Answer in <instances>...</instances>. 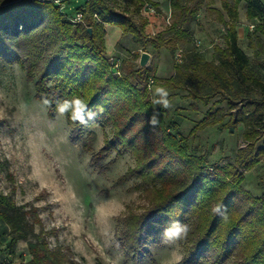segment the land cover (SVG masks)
Here are the masks:
<instances>
[{
    "label": "trees",
    "instance_id": "16d2710c",
    "mask_svg": "<svg viewBox=\"0 0 264 264\" xmlns=\"http://www.w3.org/2000/svg\"><path fill=\"white\" fill-rule=\"evenodd\" d=\"M58 1L62 7L53 0H0V61L17 64L26 79L34 82L35 96L47 101L50 117L58 103L77 98L96 113L94 119H87L85 113L87 123L64 114L70 138L77 140L91 127L111 129L99 149L94 150L91 139L82 144L95 172L105 174L124 152L136 159L135 167L118 176L113 185L119 187L135 178L138 182L131 190L141 191L145 203L138 212L126 208L116 219L117 247L133 259L140 255L150 259L148 243L181 241L184 255L174 264H264V196L244 190L239 173L264 155L255 149V142L264 137V80L238 46L234 23L225 24L224 46L215 47L214 60L207 62L196 51L181 49V62H174L172 76L162 84L170 91L169 100L176 94L183 101L206 106L212 97H219V103L226 102L233 111L230 123L246 127L247 148H241L233 162L206 167L204 157L193 155L178 137L167 110L152 103L147 89L150 70L129 68L117 76L105 56L104 25L116 26L121 34L142 42L163 21L160 10L155 7L144 18L139 17L140 0L129 14L116 7L121 0H84L67 14L66 1L70 0ZM233 1L243 3L247 19L259 22L254 30L264 35V2ZM78 12L82 22H73ZM167 29L168 37L161 34L152 40L155 49L164 44L173 47L186 36L183 29ZM154 111L159 113L156 127L148 123ZM213 116L206 111L199 125H207ZM113 152L115 156L104 162ZM217 205L226 219L213 211ZM36 212L0 193V237L6 240L0 246V264H12L10 257L20 240L26 242L29 258L18 264H79L69 247L50 245L48 237L55 232L43 230ZM177 222L188 226L187 235L167 237L166 229ZM35 226H39L36 233Z\"/></svg>",
    "mask_w": 264,
    "mask_h": 264
},
{
    "label": "rangeland",
    "instance_id": "374dc122",
    "mask_svg": "<svg viewBox=\"0 0 264 264\" xmlns=\"http://www.w3.org/2000/svg\"><path fill=\"white\" fill-rule=\"evenodd\" d=\"M136 1L139 0H121L116 7L129 14ZM140 1L143 5L139 17L145 18L147 12L143 6L149 4L160 10L163 21L157 22L142 42L134 41L130 34H121L116 26L104 25L105 56L118 58L121 63L119 74L112 72L114 75L120 76L129 68H138L140 53H149V62L143 68H148L152 74V83H148L147 89L154 99L155 88L163 87L162 84L173 74L176 50L192 49L203 60L211 62L215 47L224 46L225 24L232 21L238 46L248 56L253 70L264 80V35L254 28L250 30V24L255 26L259 22L247 19L242 2L174 0L176 5H173L171 0ZM83 3L84 0L66 1V13H73ZM59 4L62 7V3ZM227 8L235 12V16H230ZM134 18L137 20L138 16ZM173 26L183 29L186 36L176 41L173 47L164 44L155 49L152 40L161 34L168 37L167 28ZM170 102L172 107L166 109L167 119L176 123L178 137L186 143L187 149L193 155L204 157L206 167L210 163L233 162L235 154L241 148H247L246 127L242 123H230L233 111L225 105L226 102L219 103V97H212L206 106L200 102L183 101L176 94ZM46 109L44 101L35 96L34 82L26 79L19 66L0 61V193L7 195L16 205L35 208L43 230L55 232V236L48 237L50 245L57 243L69 247L79 264L179 262L184 255L181 241L162 245L148 243L146 249L150 252V259L143 255L133 259L117 247L116 219L125 213L126 208L138 212L145 203L141 191L131 190L138 182L135 178L119 187L113 185L118 176L135 167L136 159L131 153L124 152L105 174H98L89 164V154L82 144L91 139L94 150L99 149L105 135H111V129L91 127L74 140L70 138L64 115L57 109L50 117ZM206 111L214 116L201 127L199 122ZM262 141L264 137L255 142V149L264 153ZM114 156L113 152L104 162ZM259 157L260 160L250 168L239 169L241 187L255 197L264 196V155ZM31 217L28 214V218ZM2 230L0 225V232ZM38 231L39 226H35V233ZM5 243V237H0V246L4 247ZM13 251L12 264L29 258L25 241H18Z\"/></svg>",
    "mask_w": 264,
    "mask_h": 264
},
{
    "label": "clouds",
    "instance_id": "9594fccd",
    "mask_svg": "<svg viewBox=\"0 0 264 264\" xmlns=\"http://www.w3.org/2000/svg\"><path fill=\"white\" fill-rule=\"evenodd\" d=\"M79 19V17H78ZM155 98L153 99L152 103L155 105H159L165 109H170L172 104L169 100V93L164 87H156L154 92ZM47 103V101H45ZM58 111L61 115L66 113L71 114V119L74 121H79L80 123H87V119H94L96 113L89 112L87 109V105L80 100L79 98L68 101L65 100L62 103H58L57 105ZM85 113H87V119L85 118ZM149 125L152 127H156L159 124V113L153 112L152 116L149 118L148 121ZM213 211L217 215H221L222 218H227L224 214V210L222 206L217 205ZM189 231L188 226L185 224L174 223L170 228L166 229L165 235L169 238H176L179 239L182 236H186L187 232Z\"/></svg>",
    "mask_w": 264,
    "mask_h": 264
},
{
    "label": "built area",
    "instance_id": "2783aa9c",
    "mask_svg": "<svg viewBox=\"0 0 264 264\" xmlns=\"http://www.w3.org/2000/svg\"><path fill=\"white\" fill-rule=\"evenodd\" d=\"M53 2H56L57 4L60 3L58 0H53ZM143 10L146 11L147 13L148 12H151V13L155 12L154 11V8H152L151 5H149V4H145L143 6ZM78 17H79V19H78ZM73 22H82V15H81V13L78 12L77 14H75V16L73 18ZM249 28H250V30H252L254 28V25L253 24H250L249 25ZM181 60H182V50L181 49H178L175 52V61L178 63V62H181ZM109 62H110V66H111L112 72L114 74H119V71H120L119 66L121 64L120 63V60L118 58L110 57L109 58ZM150 83H152V79L149 80V84Z\"/></svg>",
    "mask_w": 264,
    "mask_h": 264
},
{
    "label": "water",
    "instance_id": "95a60500",
    "mask_svg": "<svg viewBox=\"0 0 264 264\" xmlns=\"http://www.w3.org/2000/svg\"><path fill=\"white\" fill-rule=\"evenodd\" d=\"M87 31L90 32V28H87ZM149 59H150L149 53L141 52L138 59V66L141 68L145 67L147 65L146 63L149 62ZM229 131L231 132L232 129L230 128Z\"/></svg>",
    "mask_w": 264,
    "mask_h": 264
},
{
    "label": "crops",
    "instance_id": "0c3cea01",
    "mask_svg": "<svg viewBox=\"0 0 264 264\" xmlns=\"http://www.w3.org/2000/svg\"><path fill=\"white\" fill-rule=\"evenodd\" d=\"M25 252H26V254H28L27 251H25ZM16 253H17V252H16Z\"/></svg>",
    "mask_w": 264,
    "mask_h": 264
}]
</instances>
